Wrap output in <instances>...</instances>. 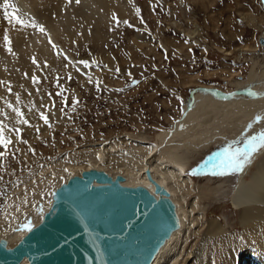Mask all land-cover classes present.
Instances as JSON below:
<instances>
[{
	"label": "rangeland",
	"instance_id": "obj_1",
	"mask_svg": "<svg viewBox=\"0 0 264 264\" xmlns=\"http://www.w3.org/2000/svg\"><path fill=\"white\" fill-rule=\"evenodd\" d=\"M45 3L43 13L42 7L35 3L39 17L29 16L39 27L28 24V34L44 37L50 45L48 58L33 55L29 68L21 58L25 46H31L28 37L24 38L29 40L27 45L21 49L8 35L12 53L8 52L4 38L0 42V67L8 72L6 79L0 81L7 94L6 99H0V121L12 141L7 155L0 160L1 203L8 194L12 200L13 192L16 195L24 192L20 197L25 196L26 190L35 193L46 175L54 177L62 170L66 159L91 154L101 144L113 150L108 158L118 154L130 166L137 165L143 156L140 148L149 150L159 144L160 136L183 116L195 88L202 85L232 91L234 80H245L254 68L264 71V46L260 43L264 36V0ZM82 61L90 66L85 67ZM11 64H16L15 68ZM34 78L38 83H33ZM9 103L23 112L31 126L17 122L19 118L7 107ZM40 113L47 115L51 127L40 119ZM212 114L206 122L214 120L216 112ZM220 117H223L220 123L236 118ZM261 132L264 128L248 138L227 141L214 149L175 152L187 171L181 188L182 204L185 208L190 203L191 208L196 206L194 213L200 218L195 230L188 233L190 243L178 264H186L188 254L203 249L204 230L209 221H217L230 234L240 233L242 251L247 247L236 189L241 181H251L263 163L264 149L255 153L242 171L221 165L230 152L245 148L247 141ZM170 137L168 134L167 138ZM179 143L183 144L181 139L176 145ZM203 190L210 192V198L203 197ZM249 193L255 200L264 197V182L259 180L254 189H248ZM47 196H43L46 202ZM42 201L39 199L36 204L40 206ZM221 245V241L211 243L207 252L212 256Z\"/></svg>",
	"mask_w": 264,
	"mask_h": 264
},
{
	"label": "bare ground",
	"instance_id": "obj_2",
	"mask_svg": "<svg viewBox=\"0 0 264 264\" xmlns=\"http://www.w3.org/2000/svg\"><path fill=\"white\" fill-rule=\"evenodd\" d=\"M46 1L49 2L52 0H8V7L5 9L4 0H0V42H3L5 36H10L14 38V43L19 45L21 49L26 47V51L22 54L23 57H20L24 59L29 68L32 67L31 60L33 55L35 57V54H37L40 58L49 57L50 45L48 46V42L46 43L44 37L40 39L41 35L39 37H33L28 34V30H30L28 24H34V19L31 18L29 14H32L36 18V15L38 16V11L36 9L34 10L35 3L39 4L40 8L42 7V12L43 7L45 8ZM47 5H49V3H47ZM41 12L40 14L43 13ZM17 20L22 21L23 26L17 23ZM29 33L32 34L30 31ZM46 36L45 38L48 37ZM25 37L29 38L30 47L23 46L26 44V41H29L27 38L25 41ZM15 65H12V67L15 68ZM26 71L29 70L26 68ZM7 73L8 72H5V70L0 67V81L6 79ZM233 82V88L235 89L232 91H225L217 87L202 85L195 88V90L192 91L191 98L185 105L183 116L177 120V123L173 124L171 130L165 133L162 132L164 134L160 136V142L157 146L149 150H146L148 147L140 148L143 156L138 160V164L135 166L127 164L126 161L122 160L121 155L118 154L114 157L111 155V158H108L112 149L109 145L101 144L100 147L92 149L91 154H82L81 156L83 157L81 158L74 156L69 158L68 161L66 159L67 163L62 166V170L58 171L59 173L55 172L56 174L54 173V177L46 175L43 181H40L44 183V185L41 183L37 185L38 187L36 188L38 189L35 191L37 195L32 193L33 191L29 192L26 190L25 196L20 197L24 192L21 194L18 193L17 195V192L15 194H13V192L12 196L14 197L11 200L10 197L8 198V195L11 196V194H8L2 199V203L0 202V239L6 238L10 246L16 245L26 234V231L22 232L18 230L25 223V218L28 220L29 217H32L31 219L33 220L29 219L32 225L38 224L44 212L51 205L54 190L60 186L62 182L67 181L74 175H80L83 171L89 169H100L107 171L113 177L117 175L125 177L126 181L124 184L127 186L136 187L142 185L151 187L154 190L153 183H151L147 177V171L150 170L155 181L170 191L172 199L177 205L181 221L180 230L172 235L171 239L161 249L153 264H178L190 240H188V233L191 230H195V223L198 222L200 218L195 216L194 212L197 208L196 206L192 205L193 208H191L192 203H190V205L185 208L184 204H182V187L187 177V171L182 161L180 162L175 157V152L180 153L183 149H214L225 144L227 141L237 142L238 140L240 141L244 138H248L264 128V71H256L254 68L245 80L240 81L238 79ZM28 83L27 81L25 86H27ZM254 93L258 95H254ZM6 96V92L0 87V99L1 97L6 99ZM213 112H216L214 120L206 122L205 120H207ZM221 115L224 117L229 116L230 119H232L231 116L242 119L236 122L235 118L230 120L229 123L225 119L224 123H220L223 121V117H220ZM202 126H204L203 129H201ZM199 129L201 130L200 132H198ZM189 132L191 133L186 135ZM172 133L174 134L172 135ZM168 134L171 136L170 138H167ZM181 134H184V136H182L183 138L180 137ZM179 139L182 140L183 144L179 143L176 145ZM173 141H175V145H172V143H174ZM143 145L144 144H140L141 147H143ZM56 168L54 167L53 169ZM259 180L264 182V160L263 163L259 164L258 170L251 176V181H241L236 189L235 197L238 206H240L239 218L241 226L243 227V233L246 235L247 247L243 248L242 251L240 233L230 234L217 221H209L206 230H204L206 234L203 236V249L191 250L192 253L188 254L190 256L188 262H185L186 264H264V197L259 199L256 198L255 200L252 194H247L248 189H254ZM35 185L36 184L33 186ZM33 186L32 189H34ZM256 193H258V191ZM202 194L204 198H210L209 191L203 190ZM44 195L48 197L47 202L43 199L45 198L43 197ZM251 195L253 197H250ZM39 199L43 200L42 205L39 204L40 206L36 204V201ZM25 200L28 201L27 204L24 203ZM17 208L19 211H17ZM25 208L27 209L24 210ZM41 208L43 209L42 215L38 213V209ZM5 213H7V218ZM16 216L17 219H15ZM16 223H19L20 226H16ZM215 239L217 240L214 241ZM220 241L222 242V247L218 250L219 252L214 250L211 256L207 252V248L211 243L214 244ZM214 252H217V254L214 255Z\"/></svg>",
	"mask_w": 264,
	"mask_h": 264
},
{
	"label": "water",
	"instance_id": "obj_3",
	"mask_svg": "<svg viewBox=\"0 0 264 264\" xmlns=\"http://www.w3.org/2000/svg\"><path fill=\"white\" fill-rule=\"evenodd\" d=\"M147 177L154 190L100 169L70 177L31 232L14 246L0 239V264H153L181 221L170 191Z\"/></svg>",
	"mask_w": 264,
	"mask_h": 264
},
{
	"label": "snow or ice",
	"instance_id": "obj_4",
	"mask_svg": "<svg viewBox=\"0 0 264 264\" xmlns=\"http://www.w3.org/2000/svg\"><path fill=\"white\" fill-rule=\"evenodd\" d=\"M69 2H71V0H69ZM80 2V0H76V3L78 4ZM4 7L5 9H7L8 7V0H4ZM17 23L21 24L23 26V22L20 20H17ZM117 23H119V21H117ZM32 26L34 27H39L35 24H33ZM40 31H44V29L41 27ZM5 41L8 43L9 47H8V52L12 53V48L10 46L11 41L9 40V38L7 36H5ZM53 47H55V45H53ZM65 59H67L65 57ZM33 62L35 63L36 61L33 60ZM82 64H84L85 67H89V62L87 61H82ZM119 71V69L117 68V72ZM3 83V82H0ZM33 83H38V81L34 78L33 79ZM133 83H137L136 81H133ZM97 90H99V82H97ZM59 94V93H58ZM254 95H258L256 93H254ZM18 99V98H17ZM7 107L9 109H11L12 112H14L16 114V116L19 118L18 119V123L19 124H23V125H29L28 120L24 119V114L23 112H21L18 108L14 107L11 103H9L7 105ZM40 119L43 120V122L45 124H47L49 127H51V124L49 123L48 117L45 113H40ZM31 126V125H29ZM5 125L2 121H0V149H3V151H0V160H3L5 158V156L8 153L9 150V146L12 143L11 139L8 138L5 135ZM38 130V129H37ZM11 131V129H10ZM17 133L20 132V129H16L15 130ZM22 143H27L26 141H21ZM264 149V132H261L259 135L257 136H253L250 140L247 141L245 148L243 149H236L235 152H230L228 154V156L222 161V167L225 169H234L237 171H242L244 166L248 163L251 162V158L252 156L259 152L260 150ZM220 174H225L224 172H221ZM3 193L0 192V198H2ZM25 204L28 203L27 200L24 201ZM17 211H19V209L17 208ZM38 213L39 214H43V209H38ZM5 216L7 218V213H5ZM10 223V221H9ZM32 223L31 221L27 220V218H25V223L22 225V227H20L18 230L20 231H27V232H31L32 231Z\"/></svg>",
	"mask_w": 264,
	"mask_h": 264
}]
</instances>
